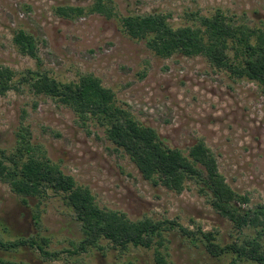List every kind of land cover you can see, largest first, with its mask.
Listing matches in <instances>:
<instances>
[{
    "label": "rangeland",
    "instance_id": "obj_1",
    "mask_svg": "<svg viewBox=\"0 0 264 264\" xmlns=\"http://www.w3.org/2000/svg\"><path fill=\"white\" fill-rule=\"evenodd\" d=\"M95 1L0 0V68L15 73L12 86L18 88L0 96V150L14 151L16 133L24 125L32 144L78 186L88 188L101 209L123 213L133 222L146 218L175 222L178 226L162 233L160 247L170 264H229V254L213 257L206 251L201 233H212L221 246L240 235L198 194L197 185L188 182L180 194L154 186L106 139L103 127L92 119L83 123L71 109L49 97L34 96L18 81L28 71L61 83L76 82L82 75L98 78L114 94L116 105L155 129L184 155L203 141L225 182L249 198L245 208L264 207V93L260 87L218 70L201 56L160 58L145 41L127 37L120 24L124 16L160 13L178 28L196 26L200 17L222 14L234 26L264 31V0H102L113 7L109 19L88 12ZM69 6L82 8L84 14L67 19L55 13L57 7ZM20 30L35 38L36 60L18 52L13 38ZM180 226L195 236L183 234ZM244 235L255 234L244 230ZM83 237L80 223L59 195L48 192L41 200H23L0 181V238L36 242L0 249V260L154 264L155 246L122 251L101 239L72 254Z\"/></svg>",
    "mask_w": 264,
    "mask_h": 264
},
{
    "label": "trees",
    "instance_id": "obj_2",
    "mask_svg": "<svg viewBox=\"0 0 264 264\" xmlns=\"http://www.w3.org/2000/svg\"><path fill=\"white\" fill-rule=\"evenodd\" d=\"M88 12L109 19L114 10L102 0H96ZM55 13L69 19L82 16L84 10L57 7ZM197 21L196 26L174 28L168 17L160 13L120 18L123 33L132 40L145 41L146 47L156 56L163 59L173 55L201 56L211 66L229 72L234 78L255 82L264 93V31L234 26L222 14L200 17ZM13 41L21 55L37 59V43L32 35L20 30ZM14 74L8 68H0V96L18 90L12 86ZM20 82L34 96L49 97L71 109L83 123L92 119L103 127L106 139L116 150L125 153L143 179L154 186L180 194L188 182L197 185L198 194L240 235L221 246L212 233H201L205 249L211 256L229 254V264H264V207L245 208L249 198L236 193L225 182L216 159L203 141L194 144L184 155L168 145L155 129L140 124L130 112L116 105L112 91L92 75H82L76 82L61 83L47 74L28 71ZM0 181L23 200H41L48 192L62 198L84 235L72 254L84 252L101 239L122 251L128 247L151 249L155 246L154 264H170L160 247L164 240L162 233L178 226L175 222L150 218L133 222L123 213L101 209L88 188L78 186L39 146L32 144L30 130L24 125L16 133L14 151L6 154L0 150ZM179 229L187 236H195L181 226ZM244 230H253L255 235L243 236ZM35 244L30 239L6 242L0 238L3 250ZM0 264L14 263L0 260Z\"/></svg>",
    "mask_w": 264,
    "mask_h": 264
}]
</instances>
